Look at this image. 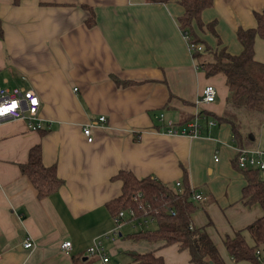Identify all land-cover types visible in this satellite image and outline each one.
<instances>
[{"label":"crops","instance_id":"1","mask_svg":"<svg viewBox=\"0 0 264 264\" xmlns=\"http://www.w3.org/2000/svg\"><path fill=\"white\" fill-rule=\"evenodd\" d=\"M263 10L264 0H214L202 20H215L218 35L196 24L195 30L212 49L237 55L243 50L238 28H255ZM183 13L178 0H0V87L33 88L42 101L39 130L22 119L0 121V264H98L88 248L117 228L108 203L123 195L122 170L156 177L179 192L187 172L202 194L193 225L205 227L226 263L236 264L225 240L264 211L243 201L247 180L234 164L231 126L206 123L224 113L229 89L224 74L208 76L197 66L180 27ZM208 84L217 88V100L197 106ZM198 113L201 136L164 132L161 114L182 127ZM90 121L92 142L83 134ZM36 145L44 164L56 165L64 180L41 198L21 167ZM150 224L156 226L155 219ZM149 227L126 219L118 235L104 241L108 264L150 251L167 264L166 246L133 237ZM65 239L72 241L69 251L60 248ZM28 240L33 247H25ZM172 245L173 259L180 260L182 249Z\"/></svg>","mask_w":264,"mask_h":264},{"label":"trees","instance_id":"2","mask_svg":"<svg viewBox=\"0 0 264 264\" xmlns=\"http://www.w3.org/2000/svg\"><path fill=\"white\" fill-rule=\"evenodd\" d=\"M178 1L184 7V13L179 18L181 29L189 36V43L203 47L201 51L192 52L198 62L197 66L208 76L218 73L226 76L229 91L224 113L221 116H212L218 124L226 123L231 126L236 145L253 147L254 133L244 132L243 127L246 123L245 117L250 114H260L261 121L264 122V63L255 58L256 38L264 39V10L256 13L255 28H238L237 35L243 50L235 55L229 53L226 48L212 49L195 30L194 24L202 31L218 35L215 20L210 23L202 20V12L211 6L214 0ZM0 34L2 35L1 19ZM217 41L220 42L219 39ZM206 52L212 53L213 57L204 59ZM234 164L238 167L236 160ZM21 167L22 172L36 187L40 198L58 191L64 184V180L58 176L56 165L44 164L41 145L30 149L29 161ZM244 175L247 180L243 190L244 203L258 204L264 211V179L261 173L257 170H247ZM117 178L123 180V195L108 203L112 213L118 214L122 209L134 207L139 217L151 215L155 219V229L134 233V238H146L164 246L178 244L180 249L189 250L190 261L196 264H227L206 228L196 227L192 223L198 201L193 199L195 190L189 184L187 172L180 192L153 176L139 179L132 172L122 170ZM138 193L142 195L135 199ZM172 210L175 214H172ZM244 231L250 234L253 244L247 241ZM225 247L236 264H262L257 258L256 250L261 247L264 249V214L246 228L235 232L233 237H228ZM126 264L166 263L162 256L150 251L144 254L132 253V260Z\"/></svg>","mask_w":264,"mask_h":264},{"label":"built area","instance_id":"3","mask_svg":"<svg viewBox=\"0 0 264 264\" xmlns=\"http://www.w3.org/2000/svg\"><path fill=\"white\" fill-rule=\"evenodd\" d=\"M190 51H201L203 50L202 45H197L189 43V36L185 34ZM77 88H75L76 90ZM218 91L217 88L212 85H206L201 93L199 94L196 105L202 106L204 104L214 103L217 100ZM42 101L38 92L33 88L25 87H0V121L6 119H22L28 123V126L32 130H39L42 128V119L40 115ZM160 120L163 121L165 128V133L169 135H184L190 137H199L203 133V124L201 123V114L196 115L194 121L186 123V125L179 127L177 123L173 120L165 121L164 115H160ZM99 123L104 124L107 122V118L102 115L98 119ZM208 126H214L217 124L214 119H206ZM94 122L90 121L83 127V134L89 142L94 141L92 128L94 127ZM159 131V129H158ZM235 159L238 164L239 169L247 170H257L264 177V146L262 147H241L239 145L235 146ZM216 160L218 158L216 157ZM178 186L181 185L180 182L177 183ZM142 194L139 193L138 197ZM136 196V199L138 198ZM193 199L199 201L202 199V194L199 191H194ZM149 205V204H147ZM143 206L141 205V208ZM172 214L175 212L172 210ZM132 219L139 221L141 224L149 226L151 221L154 220L153 216L146 215L139 217L137 211L134 207L128 209L120 210L115 216V222L117 228L110 233L106 234L104 237H97L93 244L88 248V252L91 255L99 256L100 261L98 264H108L110 262V257L106 252L104 241L108 238H113L118 235L119 228L125 223L126 219ZM34 244L31 240L25 242V247H33ZM60 248L65 251L72 249V241L70 239H65L61 242ZM257 258L264 264V251L260 248L256 250Z\"/></svg>","mask_w":264,"mask_h":264},{"label":"rangeland","instance_id":"4","mask_svg":"<svg viewBox=\"0 0 264 264\" xmlns=\"http://www.w3.org/2000/svg\"><path fill=\"white\" fill-rule=\"evenodd\" d=\"M258 38L260 39V41H262L261 37H258ZM258 38H256V39H258ZM212 57H213L212 53L206 52L203 58L204 59H211ZM256 58L260 59V60H264V44L258 45V47L256 49ZM255 115L256 114H250L249 117H245V120H246L245 122L246 123H245V125L243 127V131L244 132H251V131L254 132V135L256 136V141L254 142V147L258 146L261 143L260 142L261 140H264V124H261L262 121H261V118H260L261 117L260 114H257L256 117H255ZM262 118H264V116H262ZM138 195L139 194H137L136 196L138 197ZM129 227L130 226L128 225L125 228H123L124 232H126L129 229ZM136 227L138 228L139 226H136ZM155 227H156L155 225H153V224L151 225L150 224V227L147 228V229L148 230H153V229H155ZM130 229H132V228H130ZM245 235H246L247 241L253 243L252 239L248 236V233L246 231H245ZM173 246L175 247V245H167L166 247H164L165 254L168 256V257H166L167 264H178V262H181V264H188V259H189L188 258L189 257L188 251L189 250L183 249L182 251H179L180 260H174L172 255H175L173 251L176 248H174ZM220 248H221L222 252H226V250H225L223 245H220ZM261 249L264 250L262 247H261ZM160 252L162 254H164V251H160ZM171 252H173V253H171ZM114 260H116V257H113V262H111V264H116L114 262ZM190 264H196V263L191 262Z\"/></svg>","mask_w":264,"mask_h":264}]
</instances>
